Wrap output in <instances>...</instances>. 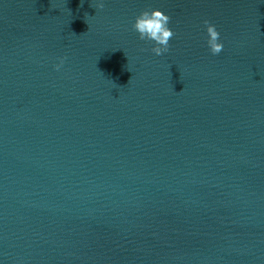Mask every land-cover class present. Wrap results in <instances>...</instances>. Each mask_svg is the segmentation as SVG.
Instances as JSON below:
<instances>
[{
    "label": "water",
    "instance_id": "95a60500",
    "mask_svg": "<svg viewBox=\"0 0 264 264\" xmlns=\"http://www.w3.org/2000/svg\"><path fill=\"white\" fill-rule=\"evenodd\" d=\"M103 2L0 0V264H264V0Z\"/></svg>",
    "mask_w": 264,
    "mask_h": 264
},
{
    "label": "clouds",
    "instance_id": "9594fccd",
    "mask_svg": "<svg viewBox=\"0 0 264 264\" xmlns=\"http://www.w3.org/2000/svg\"><path fill=\"white\" fill-rule=\"evenodd\" d=\"M93 7V5H91ZM105 4L103 0L95 4V9H103ZM171 17L160 9L144 10L141 12L133 23L132 27L135 32L139 34V39L154 42L151 51L156 56H161L170 50V40L174 37V31L169 27ZM207 26L208 40L207 44L213 55H219L223 49L224 44L221 42V33L217 30L215 24L208 20L204 21ZM64 63L61 59L60 63L56 65L57 70H60Z\"/></svg>",
    "mask_w": 264,
    "mask_h": 264
}]
</instances>
